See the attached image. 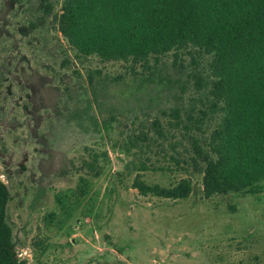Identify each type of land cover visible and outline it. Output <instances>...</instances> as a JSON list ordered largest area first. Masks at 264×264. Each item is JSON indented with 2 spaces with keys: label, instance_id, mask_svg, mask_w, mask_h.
<instances>
[{
  "label": "rangeland",
  "instance_id": "1",
  "mask_svg": "<svg viewBox=\"0 0 264 264\" xmlns=\"http://www.w3.org/2000/svg\"><path fill=\"white\" fill-rule=\"evenodd\" d=\"M62 3L0 0V177L19 263L264 264V188L204 194L202 156L218 119L196 120L211 114L210 57L193 48L148 65L81 56L59 30ZM155 119L163 146L125 152L128 136L155 135ZM94 152L108 158L77 203ZM137 176L193 189L185 199L143 195Z\"/></svg>",
  "mask_w": 264,
  "mask_h": 264
},
{
  "label": "trees",
  "instance_id": "2",
  "mask_svg": "<svg viewBox=\"0 0 264 264\" xmlns=\"http://www.w3.org/2000/svg\"><path fill=\"white\" fill-rule=\"evenodd\" d=\"M41 2L49 8V0ZM58 27L77 54L103 61L148 65L152 57L189 48L209 56L205 86L211 114L196 124L218 120L202 156L204 194L263 190L264 0H63ZM202 78L196 76L198 84ZM152 126L155 135L128 136L122 149L131 153L163 146L165 127L159 119ZM193 145L199 143L194 140ZM102 158L108 153L94 152L83 161L86 172L71 195L77 203L102 175ZM133 185L143 195L170 199H185L193 189L188 179L164 187L137 176ZM10 199L0 177V264H20L8 223Z\"/></svg>",
  "mask_w": 264,
  "mask_h": 264
}]
</instances>
